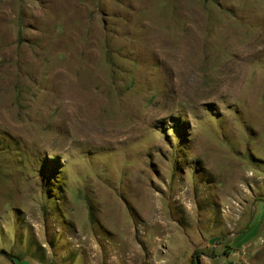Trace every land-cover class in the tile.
<instances>
[{"label": "rangeland", "instance_id": "1", "mask_svg": "<svg viewBox=\"0 0 264 264\" xmlns=\"http://www.w3.org/2000/svg\"><path fill=\"white\" fill-rule=\"evenodd\" d=\"M258 195L264 0H0V264H250Z\"/></svg>", "mask_w": 264, "mask_h": 264}, {"label": "crops", "instance_id": "2", "mask_svg": "<svg viewBox=\"0 0 264 264\" xmlns=\"http://www.w3.org/2000/svg\"><path fill=\"white\" fill-rule=\"evenodd\" d=\"M263 204L264 201H261ZM259 203L256 200L247 202L245 214L241 217L238 223L237 231L228 235V241L231 249L240 246L249 248L247 259L250 264H264V222L261 224H252L251 216L257 212ZM256 235V236H255Z\"/></svg>", "mask_w": 264, "mask_h": 264}, {"label": "trees", "instance_id": "3", "mask_svg": "<svg viewBox=\"0 0 264 264\" xmlns=\"http://www.w3.org/2000/svg\"><path fill=\"white\" fill-rule=\"evenodd\" d=\"M264 196H257L256 198H255V200L256 201H264ZM190 264H197V258H195V257H193L192 259H191V261H190Z\"/></svg>", "mask_w": 264, "mask_h": 264}, {"label": "built area", "instance_id": "4", "mask_svg": "<svg viewBox=\"0 0 264 264\" xmlns=\"http://www.w3.org/2000/svg\"><path fill=\"white\" fill-rule=\"evenodd\" d=\"M245 255H246L245 250H242L241 251V257H242V259L239 260L238 262L234 263V264H243V263L246 264V262L243 260V258L245 257Z\"/></svg>", "mask_w": 264, "mask_h": 264}]
</instances>
